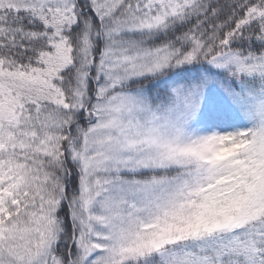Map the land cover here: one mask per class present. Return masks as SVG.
Here are the masks:
<instances>
[{"label":"snow or ice","instance_id":"obj_1","mask_svg":"<svg viewBox=\"0 0 264 264\" xmlns=\"http://www.w3.org/2000/svg\"><path fill=\"white\" fill-rule=\"evenodd\" d=\"M0 264H264V0H0Z\"/></svg>","mask_w":264,"mask_h":264}]
</instances>
